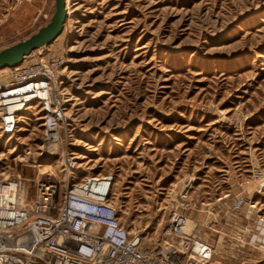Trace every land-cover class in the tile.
<instances>
[{
  "label": "rangeland",
  "instance_id": "obj_1",
  "mask_svg": "<svg viewBox=\"0 0 264 264\" xmlns=\"http://www.w3.org/2000/svg\"><path fill=\"white\" fill-rule=\"evenodd\" d=\"M66 3L42 54L66 53L60 147L77 157L76 179L114 175L112 202L150 244L176 209L213 264H264V0ZM53 12L54 0H0V50ZM38 117L0 133V181L19 178L29 199L38 180L62 178L48 177L60 163L39 154Z\"/></svg>",
  "mask_w": 264,
  "mask_h": 264
},
{
  "label": "built area",
  "instance_id": "obj_2",
  "mask_svg": "<svg viewBox=\"0 0 264 264\" xmlns=\"http://www.w3.org/2000/svg\"><path fill=\"white\" fill-rule=\"evenodd\" d=\"M44 50L0 74V133L13 137L21 115L37 109L39 154L57 156L59 176L48 177L62 178L38 180L31 199L19 178L0 181V264H213L214 249L182 212L171 210L162 239L150 244L132 233L112 202L114 175L76 179L77 157L60 147L66 53Z\"/></svg>",
  "mask_w": 264,
  "mask_h": 264
},
{
  "label": "water",
  "instance_id": "obj_3",
  "mask_svg": "<svg viewBox=\"0 0 264 264\" xmlns=\"http://www.w3.org/2000/svg\"><path fill=\"white\" fill-rule=\"evenodd\" d=\"M68 17L66 0H54L50 21L27 39L0 50V71L20 66L32 52L51 45L63 32Z\"/></svg>",
  "mask_w": 264,
  "mask_h": 264
},
{
  "label": "bare ground",
  "instance_id": "obj_4",
  "mask_svg": "<svg viewBox=\"0 0 264 264\" xmlns=\"http://www.w3.org/2000/svg\"><path fill=\"white\" fill-rule=\"evenodd\" d=\"M66 7H67V3H66ZM67 12H68V11H67ZM61 35H62V34H61ZM61 35H60V36H61ZM60 36H59V37H60ZM59 37H58V38H59ZM58 38H57V39H58ZM45 47H46V46H45ZM24 62H25V61H24ZM7 69H8V68H7ZM3 72H6V69L0 71V74L3 73ZM79 179H80V178H79ZM77 180H78V179H77ZM190 228H191V226H190Z\"/></svg>",
  "mask_w": 264,
  "mask_h": 264
}]
</instances>
